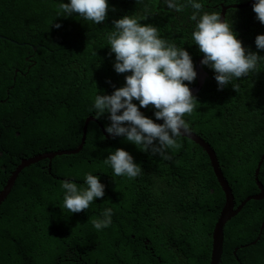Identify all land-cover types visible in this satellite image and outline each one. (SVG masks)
Masks as SVG:
<instances>
[{
	"label": "trees",
	"instance_id": "16d2710c",
	"mask_svg": "<svg viewBox=\"0 0 264 264\" xmlns=\"http://www.w3.org/2000/svg\"><path fill=\"white\" fill-rule=\"evenodd\" d=\"M221 1L200 0L202 11L220 13ZM57 3L0 0V99H4L0 100V192L24 159L76 150L86 119L93 116L98 123L89 124L79 154L57 156L51 166L50 160H44L21 172L0 208V264H211L225 194L219 184L191 185L193 166H205L206 158L196 155L202 149L192 139L180 137L183 146L170 152V159L141 152L123 137L104 134L109 114L96 117L92 111L96 91L111 94L130 74H118L113 68L106 41L113 21L133 15L142 24L157 26L164 39L192 56L199 50L191 41L192 9L177 13L162 0L142 4L109 0L107 19L96 25L76 15L57 17ZM250 6L232 9L229 16L236 18L244 11L256 18ZM241 22L249 30L243 46L264 56L254 42L264 34V24L256 31L253 20ZM260 67L264 69L263 62ZM230 86L224 87L226 94L217 104L199 105L185 115L190 133L208 136L223 162L235 155L229 140L256 135L264 126V109L250 105L243 112L237 97L227 96ZM141 111L155 120L151 105ZM117 148L128 151L141 165L136 179L112 177L111 168L103 164ZM85 172L100 177L105 195L89 209L67 213L60 207V183L72 179L82 185ZM174 177H183L185 185ZM244 187L243 182L233 184L237 205L246 194ZM107 207L113 210L112 223L97 232L91 220ZM159 220H169L168 226L158 228ZM179 232L183 233L178 238ZM224 233L221 264H264V214L247 206L228 222ZM150 246L154 254L145 248Z\"/></svg>",
	"mask_w": 264,
	"mask_h": 264
},
{
	"label": "clouds",
	"instance_id": "9594fccd",
	"mask_svg": "<svg viewBox=\"0 0 264 264\" xmlns=\"http://www.w3.org/2000/svg\"><path fill=\"white\" fill-rule=\"evenodd\" d=\"M138 3L142 4L143 0H138ZM162 3L177 13L185 8L192 9L189 17L194 22L191 41L199 48L197 55L191 56L184 47L167 41L160 35L157 26L142 24L133 15H124L114 20L112 30L106 35L109 54L114 57L113 68L118 74H130L125 76L124 85L114 88L111 94H99L96 91L92 111L96 117L109 114L110 124L105 126L106 133L113 137H123L141 152H150L153 156L158 154L163 159H170L169 153L183 146L179 142L180 137L192 139L202 149V152L196 154L201 156L198 159L204 161L206 158V162L205 166L203 163L201 166H193L191 185L202 182L206 188L213 183L219 184L225 194L222 211L225 209L227 194L233 198L234 209H241L234 218L247 206L264 214V126L257 130L256 135L229 140L228 145L235 155L223 162L210 138L190 133L189 122L185 119V115H191L199 105L210 107L217 104L226 94L224 87L229 84L231 86L227 96H236L237 104L243 112L246 113L250 105L264 109V69L260 67L262 62L264 64V56L243 46L245 33L249 30L239 25L242 20H253L256 31L259 30L260 23L264 24V0H245L239 4L224 0L219 3L220 13L202 11L200 0H162ZM250 5L256 18L244 11L236 18L229 16L232 9L250 8ZM56 8L57 17L76 15L96 25L107 19L110 10L109 0H58ZM55 27L61 25L56 24ZM2 40L8 41L4 38ZM254 42L258 51L264 50V34L257 35ZM149 105L154 109L155 120L141 111ZM161 120L162 123L156 122ZM94 123H98V119L95 118ZM188 133L193 137L184 136ZM195 138L202 140L206 147ZM44 160L49 159L36 163ZM103 164L111 168L112 177L133 180L142 173L141 165L122 148L110 151ZM174 179L178 184L185 185L183 177ZM74 181L64 179L60 183L63 193L60 207L67 210V213L89 209L97 198L105 195V184L92 172L84 173L82 185ZM239 182L244 183L246 194L237 205L233 184ZM112 216V208H104L99 218L91 220L93 228L99 232L109 227ZM168 222L159 220L156 226H168ZM182 233L179 232L178 238ZM145 243L148 245V241ZM145 248L153 253L151 246Z\"/></svg>",
	"mask_w": 264,
	"mask_h": 264
},
{
	"label": "water",
	"instance_id": "95a60500",
	"mask_svg": "<svg viewBox=\"0 0 264 264\" xmlns=\"http://www.w3.org/2000/svg\"><path fill=\"white\" fill-rule=\"evenodd\" d=\"M94 121H95L94 117H88L86 119V122H85V125L83 128L82 143L78 147V149L72 150V151L51 152V153H47V154H44L41 156H36V157L31 158L29 160H25L20 165L18 170L12 175V177L10 178V180L7 184V187H5V189L0 192V207H1L2 203L5 200H7V198L9 197L11 192L13 191L19 175L21 174V172L25 168L29 167L32 164H35L36 162H38L42 159H49L50 161H52L57 156L79 154L83 150L85 142H86L88 126H89L90 122H94ZM103 132H104V134H106L105 131H103ZM184 136L189 137V138L193 137V135H189V133L187 135H184ZM109 137H113V136L109 135ZM195 139H198V138H195ZM197 142L200 143L201 145H203L204 147H206V145L204 144V142L202 140L198 139ZM240 211H241L240 207L234 209L233 198L231 195L227 194L226 195L225 209L220 214V217H219L218 222L216 224V229H215L214 235H213V253H212L211 264H221L223 254H224V228H225L227 222H229L232 218H234Z\"/></svg>",
	"mask_w": 264,
	"mask_h": 264
}]
</instances>
